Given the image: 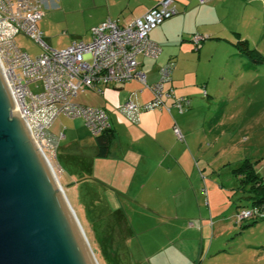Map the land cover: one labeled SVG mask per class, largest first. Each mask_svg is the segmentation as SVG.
Here are the masks:
<instances>
[{
    "label": "rangeland",
    "instance_id": "374dc122",
    "mask_svg": "<svg viewBox=\"0 0 264 264\" xmlns=\"http://www.w3.org/2000/svg\"><path fill=\"white\" fill-rule=\"evenodd\" d=\"M128 4L136 0H45L38 30L53 50L87 43L90 29L106 19L126 22ZM217 11L205 26L216 37L199 34V58L188 43L190 76L202 80L198 101L186 111L196 110L189 122L197 143L193 170L164 164L139 195L114 196L103 187V165L74 171L70 180L50 161L99 264H264V220H237L254 210L238 169L247 161L264 183V62L252 63L235 47L246 41L264 58V0H222ZM15 43L31 58L42 53L27 36ZM37 86L30 91L40 92ZM95 97L84 89L74 101Z\"/></svg>",
    "mask_w": 264,
    "mask_h": 264
},
{
    "label": "built area",
    "instance_id": "2783aa9c",
    "mask_svg": "<svg viewBox=\"0 0 264 264\" xmlns=\"http://www.w3.org/2000/svg\"><path fill=\"white\" fill-rule=\"evenodd\" d=\"M208 0H200L204 3ZM173 0H157L156 5L140 18L127 25L106 19L90 29L89 42H72L67 48L53 50L42 41L38 23L44 16L41 0H0V70L3 75L16 112L24 120L36 146L48 161L55 159L59 139L50 135L49 128L59 115L81 119L92 137H98L110 129L104 111L84 107L72 102L79 91L90 90L103 94L102 87L121 84L132 79L139 81L151 93V100L137 105L131 100L119 107L118 112L132 125L139 123L142 112L170 108L163 99L172 101L178 113L190 107L189 99L175 97L172 89L163 91L171 81L174 69L172 61L160 68L157 82L147 85L143 74L137 69V56L157 59L160 48L150 41L148 34L165 20L177 14ZM24 35L37 43L42 53L34 58L18 49L15 37ZM203 38L195 34L191 42L197 50ZM41 91L32 93L30 85ZM176 138L183 140L176 126ZM254 218L264 220V206L237 214V220Z\"/></svg>",
    "mask_w": 264,
    "mask_h": 264
},
{
    "label": "crops",
    "instance_id": "0c3cea01",
    "mask_svg": "<svg viewBox=\"0 0 264 264\" xmlns=\"http://www.w3.org/2000/svg\"><path fill=\"white\" fill-rule=\"evenodd\" d=\"M156 2L157 0H136L133 7L128 4L126 9L129 14L122 25L140 18L153 8ZM173 2L176 17L165 20L148 34L149 40L159 46V56L157 59L137 56V69L143 74L146 84L151 85L158 81L160 68L172 61L174 69L171 81L164 84L163 91L172 89L175 97L189 99L190 107L186 110L188 111L191 108V100L193 99L195 103L198 101L196 97L200 93L196 85L202 83L197 77L190 76L193 72V63L190 60L194 59V55L188 43L191 41V35L195 34L205 35L207 39L216 37L205 26L213 17H217V6L222 0H208L204 3H200V0ZM202 49H198L197 58L200 57ZM102 90L101 96L92 92L96 97L90 103H77L74 98L72 102L100 109L106 114L112 135L107 155L97 156L96 137L89 134L81 119L59 115L49 128L50 135L59 139L54 159L59 176L68 173L71 180L74 171L86 173L90 170L92 173L95 164L103 165L101 174L104 181H107L102 182L105 191L114 196H130L139 195V192L146 190V180H151L163 169L164 164L178 166L181 169V166L186 165L193 170L192 151H195L197 143L192 136L194 131L190 128L189 122L196 110L180 114L171 106L172 101L164 98V105L170 108L169 113L164 109L142 112L139 123L132 125L124 119L118 109L128 100L137 105L146 104L151 100L148 89L139 81L132 79L121 84L103 86ZM175 126L182 135V141L178 140L173 132ZM174 152L178 155L175 156ZM71 185L67 178L66 187L69 188ZM112 202L104 200L108 207H110L108 203Z\"/></svg>",
    "mask_w": 264,
    "mask_h": 264
},
{
    "label": "water",
    "instance_id": "95a60500",
    "mask_svg": "<svg viewBox=\"0 0 264 264\" xmlns=\"http://www.w3.org/2000/svg\"><path fill=\"white\" fill-rule=\"evenodd\" d=\"M0 70V264H99Z\"/></svg>",
    "mask_w": 264,
    "mask_h": 264
},
{
    "label": "trees",
    "instance_id": "16d2710c",
    "mask_svg": "<svg viewBox=\"0 0 264 264\" xmlns=\"http://www.w3.org/2000/svg\"><path fill=\"white\" fill-rule=\"evenodd\" d=\"M235 47H237V49L241 51V54L252 63L259 64L264 62V58L261 54L247 47L246 41L236 43ZM198 49L196 51H198ZM111 138L110 129L95 138L97 142V156L105 157L107 155ZM238 170L239 172H236L242 188L245 185L249 186L247 190L249 197L247 200H249L254 207L264 206V183H262L260 177L255 174L251 164L246 161Z\"/></svg>",
    "mask_w": 264,
    "mask_h": 264
},
{
    "label": "bare ground",
    "instance_id": "6f19581e",
    "mask_svg": "<svg viewBox=\"0 0 264 264\" xmlns=\"http://www.w3.org/2000/svg\"><path fill=\"white\" fill-rule=\"evenodd\" d=\"M13 109H14L13 112H14V113H17L15 107H14Z\"/></svg>",
    "mask_w": 264,
    "mask_h": 264
}]
</instances>
